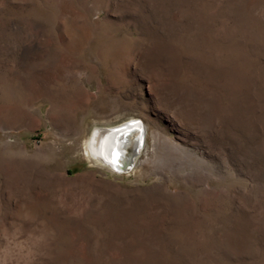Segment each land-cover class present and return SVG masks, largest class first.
<instances>
[{
	"label": "rangeland",
	"instance_id": "374dc122",
	"mask_svg": "<svg viewBox=\"0 0 264 264\" xmlns=\"http://www.w3.org/2000/svg\"><path fill=\"white\" fill-rule=\"evenodd\" d=\"M0 264H264V0H0Z\"/></svg>",
	"mask_w": 264,
	"mask_h": 264
},
{
	"label": "bare ground",
	"instance_id": "6f19581e",
	"mask_svg": "<svg viewBox=\"0 0 264 264\" xmlns=\"http://www.w3.org/2000/svg\"><path fill=\"white\" fill-rule=\"evenodd\" d=\"M18 119V115L11 114L9 115L8 120L9 121H15ZM140 125L143 126V146L145 143V126L142 123V121L136 120V119H130L120 125L116 126H107V127H96L90 138L89 142L87 143V149H88V156L98 162L99 164L109 168L110 170L114 171L112 169V164H109V157L113 160L117 157L118 152H116L118 149V145L122 141V137L118 136L124 132L125 130L129 131V135L126 139V146H130L132 144V141L135 137V131L134 128L139 127ZM120 131V129H124ZM119 130V131H117ZM117 131V132H115ZM127 131V132H128ZM120 133V134H119ZM125 140V139H124ZM123 144V143H122ZM142 146V148H143ZM141 148V150H142ZM141 152V151H140Z\"/></svg>",
	"mask_w": 264,
	"mask_h": 264
},
{
	"label": "water",
	"instance_id": "95a60500",
	"mask_svg": "<svg viewBox=\"0 0 264 264\" xmlns=\"http://www.w3.org/2000/svg\"><path fill=\"white\" fill-rule=\"evenodd\" d=\"M125 130L124 129H120V131ZM119 131V130H117ZM115 131V132H117ZM125 130L124 132H122L119 136L118 139H120L119 137H122V141L120 142V144L118 145V149H116L118 152L117 157L113 160L109 157V164H112V169L114 170L113 172L115 173H126L129 172L135 165L136 159L140 154L141 148L143 146V138H142V134H143V126L140 125L137 128H134L135 131V137L132 141V144H130V146H126V139L127 136L129 135V131ZM125 139V140H124ZM123 143V144H122Z\"/></svg>",
	"mask_w": 264,
	"mask_h": 264
}]
</instances>
